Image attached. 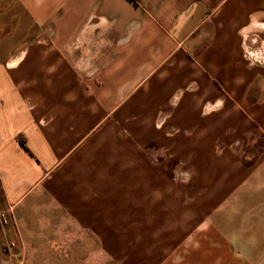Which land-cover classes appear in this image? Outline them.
<instances>
[{
    "label": "crops",
    "instance_id": "0c3cea01",
    "mask_svg": "<svg viewBox=\"0 0 264 264\" xmlns=\"http://www.w3.org/2000/svg\"><path fill=\"white\" fill-rule=\"evenodd\" d=\"M0 30V264H264V0H0Z\"/></svg>",
    "mask_w": 264,
    "mask_h": 264
},
{
    "label": "rangeland",
    "instance_id": "374dc122",
    "mask_svg": "<svg viewBox=\"0 0 264 264\" xmlns=\"http://www.w3.org/2000/svg\"><path fill=\"white\" fill-rule=\"evenodd\" d=\"M59 1V0H58ZM53 2V1H51ZM35 15L38 17L39 21L40 22H43L45 20H47L51 15H52V10L48 9L47 6H42L39 10H37V12H35ZM42 28V27H41ZM2 30H0L1 32ZM9 32V36H17L20 34V30L19 29H9L8 30ZM2 226H7L8 227V230L6 231L7 232V237H8V245H16L18 243L17 241V238L15 236V233H14V230L13 228H11V225L9 222H6L3 220V217L0 216V227ZM24 243L21 239H20V244ZM26 243H36V241H27ZM32 264V263H30ZM36 264H45L43 262H40V263H36Z\"/></svg>",
    "mask_w": 264,
    "mask_h": 264
},
{
    "label": "built area",
    "instance_id": "2783aa9c",
    "mask_svg": "<svg viewBox=\"0 0 264 264\" xmlns=\"http://www.w3.org/2000/svg\"><path fill=\"white\" fill-rule=\"evenodd\" d=\"M248 55L250 56V55H251V53H248Z\"/></svg>",
    "mask_w": 264,
    "mask_h": 264
}]
</instances>
